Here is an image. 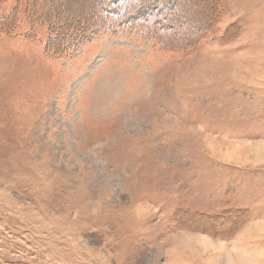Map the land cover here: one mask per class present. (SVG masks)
<instances>
[{
	"label": "rangeland",
	"instance_id": "rangeland-1",
	"mask_svg": "<svg viewBox=\"0 0 264 264\" xmlns=\"http://www.w3.org/2000/svg\"><path fill=\"white\" fill-rule=\"evenodd\" d=\"M29 1L0 0V264H264V0H173L169 47L138 0L60 59Z\"/></svg>",
	"mask_w": 264,
	"mask_h": 264
},
{
	"label": "trees",
	"instance_id": "trees-1",
	"mask_svg": "<svg viewBox=\"0 0 264 264\" xmlns=\"http://www.w3.org/2000/svg\"><path fill=\"white\" fill-rule=\"evenodd\" d=\"M153 1H155L157 5V9L161 11V13L165 11L167 14L163 15L162 17L160 16V18L163 19H157L156 21L153 22L149 21L147 23L145 22L140 24L141 27L140 29L142 31V34H144V36L147 38L154 39L158 44H162V45L165 44L166 47H169V43L171 42V39H173L172 36L177 35L180 38L185 37V39L189 40V37L184 36L185 27L182 30L176 29V27H172L169 23V21L171 20L170 17H173V19L176 20H180V19L182 20L183 18L182 15L179 16L178 18L174 17L175 9L177 10V12L179 9V7L176 5V2H174L173 0H153ZM137 2L138 0H125V2L122 3L120 2V0H99L95 5L98 11V13H96V18H91L86 20L84 18H81L80 19L81 21H78V23L74 20L76 23L68 26L63 25L64 23H62V21H57L58 19H54L55 16L54 10L53 11L40 10L41 12L38 11L37 3H35V1L31 0L29 2H26V4L28 5L27 9L24 5L22 8L26 9L24 14L29 15L28 22L30 23V28H31V32L29 36L35 39L36 38L35 33H38L39 28L45 27L47 29V39H46V46L44 47L48 51L51 58L60 59V58H66L70 53L69 52L71 47L70 43L72 42L71 38L75 32L74 30H70V26L76 27L82 35H86L90 33H96V34L117 33L118 30L120 29L118 25L126 18H128L130 15H132V12L135 9ZM168 2H172L173 4L172 9L166 7L168 5ZM108 6L111 9L112 8L116 9L117 11L115 13L107 11L106 8ZM125 6L127 7L125 8ZM176 6L177 8H175ZM104 9L106 11H104ZM169 25L171 26L170 33H161L162 30H168ZM61 26H65L66 28L64 27L65 28L64 30H59L58 28Z\"/></svg>",
	"mask_w": 264,
	"mask_h": 264
},
{
	"label": "bare ground",
	"instance_id": "bare-ground-1",
	"mask_svg": "<svg viewBox=\"0 0 264 264\" xmlns=\"http://www.w3.org/2000/svg\"><path fill=\"white\" fill-rule=\"evenodd\" d=\"M178 1H181V0H177V2H178ZM186 1H188V0H186ZM181 2H182V1H181ZM178 3H179V2H178ZM180 4H181V3H180ZM180 4H179V5H180ZM185 4H186V2H185ZM183 5H184V4H183ZM57 10H59V9H57ZM61 10H62V9H61ZM61 10H60V11H61ZM54 11H55V10H54ZM178 11H179V9H178ZM56 12H57V11H56ZM176 12H177V10L175 9V15H174V17L178 18L179 16H181V14H179L178 12L176 13ZM59 13H62V11L59 12ZM56 15H57V14H56Z\"/></svg>",
	"mask_w": 264,
	"mask_h": 264
}]
</instances>
